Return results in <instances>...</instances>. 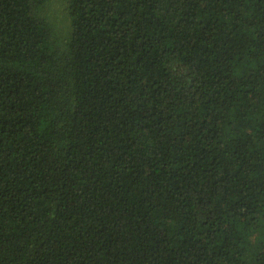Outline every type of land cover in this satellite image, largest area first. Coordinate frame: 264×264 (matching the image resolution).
I'll return each instance as SVG.
<instances>
[{"label": "trees", "instance_id": "trees-1", "mask_svg": "<svg viewBox=\"0 0 264 264\" xmlns=\"http://www.w3.org/2000/svg\"><path fill=\"white\" fill-rule=\"evenodd\" d=\"M0 0V264H264V0Z\"/></svg>", "mask_w": 264, "mask_h": 264}, {"label": "clouds", "instance_id": "clouds-1", "mask_svg": "<svg viewBox=\"0 0 264 264\" xmlns=\"http://www.w3.org/2000/svg\"><path fill=\"white\" fill-rule=\"evenodd\" d=\"M65 7L67 6V0H65V5H64Z\"/></svg>", "mask_w": 264, "mask_h": 264}]
</instances>
